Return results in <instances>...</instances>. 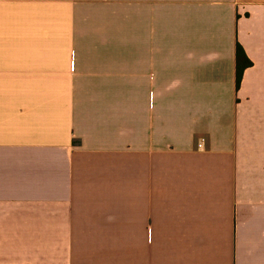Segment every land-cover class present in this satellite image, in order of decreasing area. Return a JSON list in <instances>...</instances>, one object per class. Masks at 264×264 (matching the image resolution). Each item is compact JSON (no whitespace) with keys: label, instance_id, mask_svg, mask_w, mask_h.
I'll list each match as a JSON object with an SVG mask.
<instances>
[{"label":"crops","instance_id":"1","mask_svg":"<svg viewBox=\"0 0 264 264\" xmlns=\"http://www.w3.org/2000/svg\"><path fill=\"white\" fill-rule=\"evenodd\" d=\"M0 264H264V0H0Z\"/></svg>","mask_w":264,"mask_h":264},{"label":"trees","instance_id":"2","mask_svg":"<svg viewBox=\"0 0 264 264\" xmlns=\"http://www.w3.org/2000/svg\"><path fill=\"white\" fill-rule=\"evenodd\" d=\"M237 59H238L237 84L239 87L242 81V75H243L244 70L250 67L252 65V62L247 58L244 50L241 47H238Z\"/></svg>","mask_w":264,"mask_h":264}]
</instances>
